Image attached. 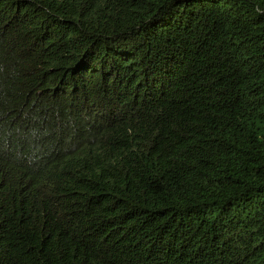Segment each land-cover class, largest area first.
<instances>
[{
	"label": "trees",
	"instance_id": "1",
	"mask_svg": "<svg viewBox=\"0 0 264 264\" xmlns=\"http://www.w3.org/2000/svg\"><path fill=\"white\" fill-rule=\"evenodd\" d=\"M0 264H264V0H0Z\"/></svg>",
	"mask_w": 264,
	"mask_h": 264
}]
</instances>
